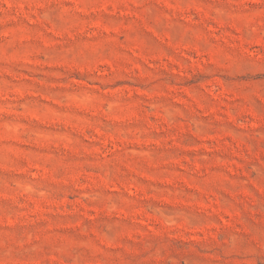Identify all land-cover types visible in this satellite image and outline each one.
<instances>
[{"label":"rangeland","instance_id":"rangeland-1","mask_svg":"<svg viewBox=\"0 0 264 264\" xmlns=\"http://www.w3.org/2000/svg\"><path fill=\"white\" fill-rule=\"evenodd\" d=\"M0 264H264V0H0Z\"/></svg>","mask_w":264,"mask_h":264}]
</instances>
